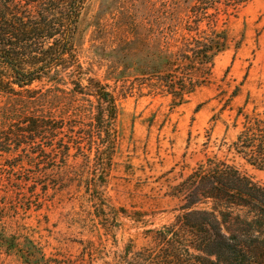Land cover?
Returning <instances> with one entry per match:
<instances>
[{
	"label": "rangeland",
	"instance_id": "1",
	"mask_svg": "<svg viewBox=\"0 0 264 264\" xmlns=\"http://www.w3.org/2000/svg\"><path fill=\"white\" fill-rule=\"evenodd\" d=\"M193 1L86 0L81 10L76 55L87 76L107 85L117 106L111 164L98 186L112 207L104 213L86 198L85 157H73L70 148L61 161L56 148L67 139V123L77 129L90 120L96 99L58 91L31 102L0 93V264H34L23 256L30 242L60 264H127L140 260L136 254L143 248L160 253L156 230L175 222L181 203L170 195L171 186L206 156L225 158L264 183V170L229 147L243 120L240 107L264 118V0H248L222 15L227 46L186 101L175 105L146 84L155 64L171 59L187 36ZM50 85L43 79L31 87ZM60 87L67 91L70 84ZM32 114L66 121L52 141H40L46 156L31 152L17 131L18 120ZM85 148L91 158L94 149ZM210 206L206 201L195 207ZM113 210L111 225L105 217Z\"/></svg>",
	"mask_w": 264,
	"mask_h": 264
},
{
	"label": "trees",
	"instance_id": "2",
	"mask_svg": "<svg viewBox=\"0 0 264 264\" xmlns=\"http://www.w3.org/2000/svg\"><path fill=\"white\" fill-rule=\"evenodd\" d=\"M247 1L194 0L184 27L187 36L171 59L155 64L156 69L145 78L149 89L154 86L164 91L175 105L186 101L196 87L207 81L213 57L227 46L226 30L219 23L222 15ZM85 2L0 0V93L23 95L31 102L39 95L58 91L88 94L96 99L95 113L77 129L71 122L66 127L62 118L32 114L18 120L17 131L31 152L46 156L40 141H52L66 127L67 139L58 141L56 147L61 161L69 155L70 148L75 149L73 157H85L86 175L82 182L86 198L104 213L110 205L98 186L105 182L111 164L117 106L107 85L86 75L75 52L74 40ZM43 79L51 85L45 89L31 87ZM65 83L70 84L67 91L60 87ZM236 91L233 89L231 96ZM238 114L243 115V120L229 147L250 165L264 170V118L243 114L241 107ZM206 139L203 144L208 143L209 133ZM51 141L47 144L50 151H55ZM84 145L88 151L94 149L91 158L84 153ZM170 195L181 203L175 222L156 230L161 252L151 254L149 248H143L136 254L140 260H129L127 264H143L142 260H148V264H264V183L227 159L213 155L197 161L171 186ZM206 201L211 202L210 207H195ZM116 214V210L111 211L106 221L114 225ZM30 243L31 248L23 253L26 260L60 264Z\"/></svg>",
	"mask_w": 264,
	"mask_h": 264
}]
</instances>
